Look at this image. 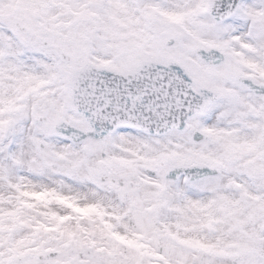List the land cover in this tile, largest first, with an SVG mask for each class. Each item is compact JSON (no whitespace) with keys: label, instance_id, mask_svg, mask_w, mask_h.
<instances>
[{"label":"snow or ice","instance_id":"snow-or-ice-1","mask_svg":"<svg viewBox=\"0 0 264 264\" xmlns=\"http://www.w3.org/2000/svg\"><path fill=\"white\" fill-rule=\"evenodd\" d=\"M0 264H264V0H0Z\"/></svg>","mask_w":264,"mask_h":264}]
</instances>
